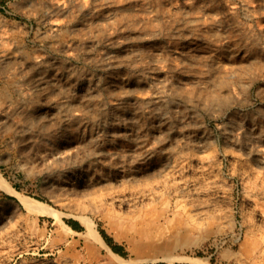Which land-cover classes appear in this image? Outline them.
Returning <instances> with one entry per match:
<instances>
[{"label":"rangeland","instance_id":"rangeland-1","mask_svg":"<svg viewBox=\"0 0 264 264\" xmlns=\"http://www.w3.org/2000/svg\"><path fill=\"white\" fill-rule=\"evenodd\" d=\"M0 174L83 227L0 189V264H264V0H0Z\"/></svg>","mask_w":264,"mask_h":264},{"label":"bare ground","instance_id":"bare-ground-1","mask_svg":"<svg viewBox=\"0 0 264 264\" xmlns=\"http://www.w3.org/2000/svg\"><path fill=\"white\" fill-rule=\"evenodd\" d=\"M0 189L11 195L16 196L19 199L20 203L25 207V209L28 212L35 214V215H39L41 217L53 218L59 226L64 227L68 229L70 232L77 234V231L72 229V227H70V225H68L64 221L65 214L54 209L53 207L46 204L45 202L43 203L39 200L33 199L29 196H26L20 193L8 181H6L1 174H0ZM76 218L85 226L88 232H92V234L95 235L99 239L100 244L105 249H107L112 255L118 258L121 264H131L130 260L124 259L120 255L114 253L112 249L106 244V242L104 241L100 233L97 231L96 225L92 218L85 216V215H80V216H77ZM196 260L204 262V259L202 258H197Z\"/></svg>","mask_w":264,"mask_h":264},{"label":"trees","instance_id":"trees-1","mask_svg":"<svg viewBox=\"0 0 264 264\" xmlns=\"http://www.w3.org/2000/svg\"><path fill=\"white\" fill-rule=\"evenodd\" d=\"M68 223L76 230H83V227L80 223L75 221H68ZM103 238L105 239L106 243L114 250V252L125 255L124 253V247L117 244L112 237H110L104 230H100Z\"/></svg>","mask_w":264,"mask_h":264},{"label":"water","instance_id":"water-1","mask_svg":"<svg viewBox=\"0 0 264 264\" xmlns=\"http://www.w3.org/2000/svg\"><path fill=\"white\" fill-rule=\"evenodd\" d=\"M115 253V252H114Z\"/></svg>","mask_w":264,"mask_h":264}]
</instances>
